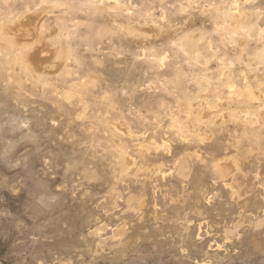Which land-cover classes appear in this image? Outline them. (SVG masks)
Segmentation results:
<instances>
[{"label": "rangeland", "instance_id": "rangeland-1", "mask_svg": "<svg viewBox=\"0 0 264 264\" xmlns=\"http://www.w3.org/2000/svg\"><path fill=\"white\" fill-rule=\"evenodd\" d=\"M20 24L0 264H264V0H0Z\"/></svg>", "mask_w": 264, "mask_h": 264}, {"label": "bare ground", "instance_id": "bare-ground-1", "mask_svg": "<svg viewBox=\"0 0 264 264\" xmlns=\"http://www.w3.org/2000/svg\"><path fill=\"white\" fill-rule=\"evenodd\" d=\"M29 20H32V19H29ZM30 23H32V22H30ZM30 23H28V25H30ZM14 29H16L18 31L17 35L13 34V35H15V37L10 33V31H12V32L14 31L13 29H8V30L4 31L5 33L4 32H0V43L7 41L13 46H15V45L18 46V44L23 45L26 42L27 39L25 40V38H28L30 35H32V37H33V31L34 30L33 31L31 30V29H33L32 27L29 28V27H27V26H25L23 24H20L19 26H17ZM35 31H36V29H35ZM4 34L12 36V38L14 40L13 41L9 40L8 36H5ZM34 38L32 39V41L36 42L37 46L33 50V52L31 53L29 59H30L31 63L36 67V69H38V71L39 70H41V71L42 70H46L47 68L49 69L50 67H52L51 64H52L53 60L56 59L55 57H57L55 55L56 54L55 53V49L52 47V41H50V40L47 41L46 38L44 39V38L38 37V36L35 39ZM51 38H53V37H51ZM20 41H22V42H20ZM21 43H23V44H21ZM3 45H5V44H3ZM0 47H1V45H0ZM50 60H52V62ZM46 62H49V63L45 64ZM57 64H58V62H57ZM59 65H61V64H59ZM44 68H46V69H44ZM229 166H230V169H231L233 164L231 163Z\"/></svg>", "mask_w": 264, "mask_h": 264}]
</instances>
